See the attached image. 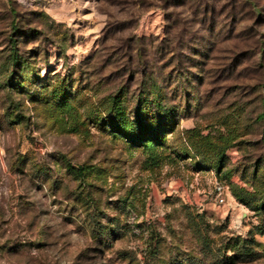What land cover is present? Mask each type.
Returning a JSON list of instances; mask_svg holds the SVG:
<instances>
[{"label": "rangeland", "instance_id": "374dc122", "mask_svg": "<svg viewBox=\"0 0 264 264\" xmlns=\"http://www.w3.org/2000/svg\"><path fill=\"white\" fill-rule=\"evenodd\" d=\"M252 1L255 18L230 0H0V264H226L251 235L260 258L237 264H264ZM152 79L175 111L154 151L104 124L122 91L133 117ZM63 81L57 109L44 91Z\"/></svg>", "mask_w": 264, "mask_h": 264}, {"label": "trees", "instance_id": "16d2710c", "mask_svg": "<svg viewBox=\"0 0 264 264\" xmlns=\"http://www.w3.org/2000/svg\"><path fill=\"white\" fill-rule=\"evenodd\" d=\"M237 1L242 4L244 9V6H246V9L249 10L248 13H250L253 18L260 15L255 2L252 0H230L228 8L233 7ZM110 28L111 27L109 26V29ZM23 77L25 78L26 76ZM9 83L15 90L27 89L26 82L22 81L16 84L17 80L12 78L9 79ZM149 86L150 87L144 93L143 98H140L138 101L137 108L133 112V117H130L129 108L127 106V98L124 95V91H122L118 96L113 97L108 104L109 106L107 111H109V116L104 124L109 125L111 129L116 131L119 135L129 138L131 143L141 144L147 149H152L154 151L159 145H161L162 129L164 127L173 126L170 120L175 114V111L174 109H168L164 105L161 98L162 94L160 87L157 83H155L154 79L151 80ZM44 94H46L44 96H47V98H43L44 100L47 99L50 101L48 98L58 99L54 100L56 101L55 107L57 109L65 106V100H67L70 95L66 92L65 81L62 82L58 89L54 90V93L50 94V92L46 89ZM61 98H63L64 101L61 100ZM60 101L63 102L58 103ZM49 103L51 102H48V104ZM67 167L68 172L77 178L84 179L89 175V168L87 167L75 168L71 165H67ZM41 175H43V173H41ZM244 193L242 192L236 194L241 197V200L250 204V199H253V196L246 191H244ZM255 203H257L253 206L255 209L264 211V198H260L255 201ZM92 231L97 234H101L102 236H110V234L106 231V228L103 226H93ZM258 233L264 236V226L258 228ZM257 247H260V245H258L254 235H251L247 239L237 238L235 240H231L226 249L231 251L232 255L225 258L224 263H253L260 258V254L256 251Z\"/></svg>", "mask_w": 264, "mask_h": 264}, {"label": "built area", "instance_id": "2783aa9c", "mask_svg": "<svg viewBox=\"0 0 264 264\" xmlns=\"http://www.w3.org/2000/svg\"><path fill=\"white\" fill-rule=\"evenodd\" d=\"M217 191L222 195L223 192H224V187L221 186V185H218V187H217ZM220 202L223 203V202H224V199L221 198V199H220Z\"/></svg>", "mask_w": 264, "mask_h": 264}]
</instances>
